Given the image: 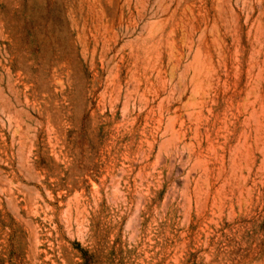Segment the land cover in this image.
Here are the masks:
<instances>
[{
  "label": "rangeland",
  "instance_id": "1",
  "mask_svg": "<svg viewBox=\"0 0 264 264\" xmlns=\"http://www.w3.org/2000/svg\"><path fill=\"white\" fill-rule=\"evenodd\" d=\"M263 108L264 0H0V264H264Z\"/></svg>",
  "mask_w": 264,
  "mask_h": 264
},
{
  "label": "bare ground",
  "instance_id": "2",
  "mask_svg": "<svg viewBox=\"0 0 264 264\" xmlns=\"http://www.w3.org/2000/svg\"><path fill=\"white\" fill-rule=\"evenodd\" d=\"M254 80H255V79H253V81H254ZM198 81H200V80L198 79ZM192 83H193V82H192ZM201 83H202V82H201ZM247 83H248V82H247ZM254 83H256V82H254ZM191 85H192V84H191ZM191 85H190V86H191ZM194 85H195V83H194ZM253 85H254V84H253ZM253 85L251 84V86H253ZM255 85H256V84H255ZM187 87H188V86H187ZM182 88H184V87H182ZM189 88H190V87H189ZM255 88H256V87H255ZM250 89H252V88H250ZM250 89H249V90H250ZM256 89H257V88H256ZM164 90H165V89H164ZM164 90H163V91H164ZM190 90H191V89H190ZM201 90H202V89H201ZM203 90H204V89H203ZM247 90H248V89H247ZM252 90H253V89H252ZM181 91H182V90H181ZM191 91H192V90H191ZM198 91H199V90H198ZM206 91H207V90H206ZM184 92H185V91H184ZM189 92H190V91L188 90V93H189ZM200 92H201V91H200ZM200 92H199V94H200ZM246 92H247V91H246ZM161 93H162V92H161ZM250 93H251V91H250ZM255 93H256V92H255ZM258 93H260V92H258ZM258 93H257V94H258ZM178 94H179V93H178ZM205 94H206V93H205ZM205 94H204V95H205ZM159 95H160V94H159ZM246 95H248V93H246ZM255 95H256V94H255ZM170 96H171V94H170ZM199 96H200V95H199ZM159 97H160V96H159ZM176 97H177V96H176ZM202 97H204V96H203V95L200 96V101H199V102L202 103V106H203L204 101L202 102ZM207 97H208V96H207ZM259 98H260V97H259ZM259 98H258V100H259ZM188 99H189V98H188ZM206 99H207V98H206ZM253 99H254V98H253ZM164 100H165V99H164ZM170 100H171V99H170ZM179 100H181V99H179ZM255 100H256V99H255ZM165 101H166V100H165ZM195 101H196V99H195ZM242 101H243V100H242ZM246 101H247V99H246ZM167 102H168V101H167ZM188 102H191V101L189 100ZM253 102H254V100H253ZM253 102H252V103H253ZM195 103H196V102H195ZM236 103H237V102H236ZM249 103H251V101H249ZM252 103H251V104H252ZM167 104H168V103H167ZM167 104H165V106H166ZM173 104H174V103H173ZM186 104H187V102L185 103V106H186ZM262 104H263V103H262ZM181 105H183V104H181ZM193 105H195V104H193ZM193 105H192V106H193ZM198 105H199V103H198ZM162 106H164V105H162ZM162 106H161V107H162ZM168 106H169V105H168ZM192 106H189V107H191L190 110L192 109ZM257 106H258V105H257ZM261 106H262V105H261ZM157 107H158V105H157ZM159 107H160V105H159ZM166 107H167V106H166ZM174 107H175V106H174ZM179 107H180V106H179ZM183 107H184V105H183ZM193 107H194V106H193ZM252 107H253V104H252ZM162 108H163V107H162ZM186 108H187V107H186ZM242 108H243V107H242ZM164 109H165V108H164ZM174 109H175V108H174ZM174 109H173V110H174ZM178 109H179V108H178ZM198 109H201V108H198ZM198 109H197V111H199ZM161 110H162V109H161ZM167 110H168V109H167ZM175 110H176V109H175ZM194 110H196V109H194ZM261 110H262V109H261ZM263 110H264V108H263ZM180 111H181V110H180ZM208 111H209V110H208ZM252 111L255 113V108H254ZM252 111H250V112H252ZM159 112H160V111H159ZM174 112H175V111H174ZM183 112H184V111H183ZM186 112L188 113V111H185L184 113H186ZM192 112H193V110H192ZM192 112L190 111V113H192ZM260 112L262 113L263 111H260ZM260 112H259V113H260ZM160 113H161V112H160ZM176 113H177V112H176ZM199 113H200V112H199ZM254 113H253L252 115H254ZM158 114H159V113H158ZM165 114H166V113H165ZM174 114H175V113H174ZM177 114H178V113H177ZM195 114H196V113H195ZM159 115H160V114H159ZM168 115H169V113H168ZM171 115H172V114H171ZM256 115H257V114H256ZM166 116H167V115H166ZM172 116H174V115H172ZM182 116H183V115H182ZM188 116H189V115H188ZM188 116H187V114H186V117H188ZM206 116H207V115H206ZM250 116H251V114H250ZM254 116H255V115H254ZM254 116H253V117H254ZM260 116H261V114H260ZM176 117H177V116H176ZM189 117H190V116H189ZM248 117H249V116H248ZM160 118H161V117H160ZM168 118H170V119H169L170 121L172 120L171 117H168ZM181 118H182V117H181ZM190 118H191V117H190ZM242 118H243V117H242ZM246 118H247V117H246ZM254 118H255V117H254ZM256 118H257V117H256ZM173 119H174V118H173ZM194 119H196V118H194ZM247 119H248V118H247ZM261 119L263 120V118H261ZM158 120H159V119H158ZM158 120H157V121H158ZM167 120H168V119H167ZM169 120H168V122H169ZM182 120H183V119H182ZM189 120H190V119H189ZM255 120H256V119H255ZM173 121H175V120H173ZM193 121H195V120H193ZM196 121H197V120H196ZM198 121H199V120H198ZM247 121H248V120H247ZM256 121H257V120H256ZM259 121H260V119H259ZM158 123H159V122H158ZM160 123H161V122H160ZM165 123H166V121H165ZM165 123H164V124H165ZM178 123L180 124V122H178ZM183 123H184V122H183ZM241 123H242V122H241ZM243 123H244V122H243ZM246 123H247V122H246ZM252 123H253V122H252ZM166 124H167V123H166ZM166 124H165V127L168 126V125H166ZM174 124H175V123H174ZM181 124H182V123H181ZM181 124H180V125H181ZM185 124H186V123H185ZM188 124H189V123H188ZM257 124H260V123H257ZM257 124H256V125H257ZM197 125H198V124H197ZM174 126H175V125H174ZM176 126H178V125H176ZM249 126H250V125H249ZM171 127H172V125H171ZM184 127H185V126H184ZM252 127H253V126H252ZM261 127L263 128L264 126H261ZM156 128H157V127H156ZM168 128H169V126H168ZM177 128H179V127H177ZM182 128H183V127H182ZM259 128H260V126H259ZM157 129H158V128H157ZM163 129H165V128H163ZM170 129L173 130L174 127H173V128H170ZM253 129H254V128H253ZM165 130H166V129H165ZM167 130H168V129H167ZM248 130H249V129H248ZM155 131H156V130H155ZM157 131H158V130H157ZM176 131H177V130H176ZM180 131H181V130H180ZM180 131H179V133H180ZM185 131H186V130H185ZM244 131H245V130H244ZM249 131H250V130H249ZM255 131H257V130H255ZM255 131H254V132H255ZM260 131H263V130H260ZM169 132H170V130H169ZM257 132H258V131H257ZM159 133H160V135H161V134H162V135L165 134V133L163 134V133H161V132H159ZM174 133H175V131L173 130V134H174ZM167 134H168V133H167ZM169 134H170V133H169ZM182 134H184V133H182ZM187 134H188V133H187ZM195 134H196V133H195ZM195 134H193V135H195ZM255 134H256V133H255ZM152 135H153V134H152ZM171 135H172V134H171ZM240 135H241V134H240ZM256 135H257V134H256ZM256 135H253V136H256ZM168 136H169V135H168ZM189 136H190V135H189ZM210 136H211V135H210ZM243 136H244V133H243ZM258 136H259V135H257V137H258ZM263 136H264V135H263ZM165 137H167V136H165ZM165 137H164V138H165ZM171 137H172V136H171ZM176 137H177V136H176ZM197 137H198V136H197ZM244 137H247V136H244ZM244 137H243V139H244ZM259 137H260V136H259ZM151 138H152V137H151ZM154 138H155V137H154ZM156 138H157V137H156ZM173 138H175V134H174ZM201 138H202V137H201ZM201 138H200V139H201ZM147 139H148V138H147ZM166 139H167V138H166ZM168 139H170V137H169ZM176 139H177V138H176ZM178 139H179V137H178ZM181 139H182V138H181ZM239 139H240V138H239ZM254 139H256V137H255ZM258 139H259V138H258ZM258 139H257V140H258ZM151 140H152V139H151ZM153 140H154V139H153ZM257 140H255V146H257V145H256ZM260 140H261V139H260ZM260 140H259V141H260ZM262 140H264V138H263ZM185 141H186V140H185ZM209 141H210V140H209ZM253 141H254V140H253ZM259 141H258V142H259ZM179 142H180V141H179ZM189 142L192 144L191 141H189ZM232 142H233V141H232ZM236 142L238 143V140H237ZM241 142H243V141H241ZM250 142H251V141H250ZM263 142H264V141H263ZM263 142H261V143L263 144ZM148 143H149V142H148ZM172 143H173V142H172ZM182 143H184V141H183ZM210 143H211V142H210ZM237 143H236V144H237ZM243 143H244V142H243ZM243 143H242V144H243ZM162 144H163V146H165V143L162 142ZM166 144H167V143H166ZM169 144H170V141H169V143H168V148H169ZM177 144H178V143H177ZM177 144H176V145H177ZM201 144H202V143H201ZM156 145H157V143H156ZM160 145H161V144H160ZM170 145H171V144H170ZM184 145H185V144H184ZM189 145H190V144H189ZM247 145H249V144L247 143ZM148 146L151 147V144L148 145ZM233 146L235 147V145H233ZM239 146H240V145H239ZM250 146H251V145H250ZM154 147H155V146H154ZM161 147H162V146H161ZM161 147H157V150H156V151H157V152H158V151L160 152V149H159V148H161ZM166 147H167V146H166ZM188 147H189V146H188ZM201 147H202V146H201ZM209 147H210V146H209ZM219 147H220V146H219ZM236 147H238V146H236ZM260 147H261V146H260ZM163 148H164V147H162L161 149H163ZM180 148H181V147H180ZM180 148H178V149H180ZM190 148H191V146L189 147V149H190ZM229 148H230V147H229ZM246 148H247V146H246ZM147 149H148V148H147ZM164 149H166V148H164ZM164 149H163V150H164ZM172 149H173V148H172ZM232 149H233V147H232ZM237 149H238V148H237ZM237 149H233V150H235V152H236ZM262 149H263V148H262ZM152 150H153V149H152ZM166 150H167V149H166ZM187 150H188V149H187ZM191 150H192V149H191ZM191 150H190V151H191ZM209 150H210V148H209ZM239 150H241V149L239 148ZM250 150H251V149H250ZM250 150H247V151H250ZM263 150H264V149H263ZM263 150H262V151H263ZM141 151H142V150H141ZM156 151H155V154H156V155H155V159H156V156H159V155L156 153ZM170 151H171V150H170ZM170 151H169V152H170ZM177 151H178V150H177ZM190 151H187V152H190ZM193 151H194V149H193ZM193 151H192V152H193ZM212 151H213V150H212ZM262 151H261V152H262ZM142 152H143V151H142ZM167 152H168V151H167ZM179 152H180V150H179ZM198 152H199V151H198ZM210 152H211V151H210ZM231 152H232V151H231ZM251 152H252V150H251ZM263 152H264V151H263ZM138 153H139V152H138ZM140 153H141V152H140ZM172 153H173V152H172ZM181 153H182V150H181ZM227 153H228V152H227ZM233 153H234V152H233ZM233 153H232V154H233ZM239 153H240V152L238 151V154H239ZM247 153H248V152H247ZM247 153L245 152L246 155H247ZM252 153H253V152H252ZM259 153H260V152H259ZM143 154H144V153H143ZM149 154H150V153H149ZM151 154H152V153H151ZM160 154H161V153H160ZM183 154H184V152H183ZM186 154H188V153H186ZM135 155H136V154H135ZM165 155H166V154H165ZM165 155H164V156H165ZM167 155H168V154H167ZM170 155H172V154H170ZM190 155H191V154H190ZM235 155H236V153L233 154V156H231V157H234ZM204 156H205V155H204ZM228 156H230V154H228ZM248 156L251 157V156L249 155V153H248ZM248 156H247V158H249ZM262 156H263V155H262ZM165 157H166V156H165ZM177 157H178V156H177ZM183 157H184V156H183ZM186 157H187V155H186ZM191 157H192V156H191ZM205 157H206V156H205ZM205 157H203V158H205ZM236 157H237V156H236ZM147 158H148V157H146V159H147ZM157 158H158V157H157ZM161 158H162V157H161ZM167 158H168V157H167ZM167 158H166V159H167ZM181 158H182V157H180V159H181ZM203 158H202V159H203ZM228 158H229V157H228ZM242 158H243V157H242ZM261 158H262V157H261ZM149 159H150V158H149ZM152 159H153V157H152ZM178 159H179V158H178ZM196 159H197V158H196ZM198 159H199V158H198ZM200 159H201V157H200ZM200 159H199V161H201ZM233 159H234V158H233ZM237 159H239V157H237ZM240 159H241V158H240ZM262 159H263V158H262ZM262 159H260V160H262ZM170 160H171V159H170ZM174 160H175V159H174ZM223 160H224V159H223ZM223 160H222V161H223ZM229 160H230V159H229ZM251 160H252V157H251ZM251 160H250V163H251ZM148 161H149V160H148ZM156 161H157V160H156ZM156 161H154L155 163L153 162V163H150V164H153V165H154V164H156L159 160H158L157 162H156ZM177 161H178V160H177ZM179 161H180V160H179ZM181 161H182V160H181ZM186 161H187V160H186ZM190 161H191V160H190ZM195 161H196V160H195ZM195 161H194V162H195ZM197 161H198V160H197ZM199 161H198V162H199ZM208 161H209V160H208ZM231 161H232V160H231ZM243 161H244V159H243ZM245 161H247V160L245 159ZM146 162H147V161H146ZM191 162H192V161H191ZM204 162H205V161H204ZM234 162H235V161L233 160V164H232V165H235V166H236V164H234ZM240 162H241V160H240ZM240 162H239V163H240ZM261 162H263V161H261ZM201 163H203V162H201ZM223 163H224V161H223ZM235 163H236V162H235ZM244 163H245V162H244ZM146 164H147V163H146ZM166 164L168 165L167 162H166ZM170 164H171V165H170L169 167L172 168L173 164H172L171 162H170ZM230 164H231V163H230ZM143 165H144V163H143ZM153 165H152V166H153ZM157 165H159V163H157ZM161 165H162V164H161ZM190 165H191L190 168L192 167L191 170H192V172H193L194 169H193L192 163H191ZM205 165H206V164H205ZM232 165H231V166H232ZM240 165H242V164H240ZM244 165H245V164H244ZM244 165H243V166H244ZM250 165H251V164H250ZM260 165L263 166V163L260 164ZM152 166H150V167H152ZM181 166H182V165H181ZM185 166H186V165H185ZM199 166H200V165H199ZM199 166H198V167H199ZM206 166H207V165H206ZM206 166H204L205 168H204V167H202V168H203V169H207ZM246 166L248 167V162H247V165H245V167H246ZM150 167H149V168H150ZM153 167H154V166H153ZM155 167H156V166H155ZM165 167H166V166H165ZM165 167H164V168H165ZM207 167H208V166H207ZM142 168H143V166H142ZM145 168H146V167H145ZM199 168H200V167H199ZM221 168H222V167H221ZM238 168H239V167H238ZM121 169H122V168H121ZM140 169H141V168H140ZM147 169H148V168H147ZM173 169H174V168H173ZM230 169H231V167H230ZM257 169H259V168H257ZM161 170H162V169H161ZM189 170H190V169H189ZM197 170H198V169H197ZM223 170H225L224 167H223ZM228 170H229V169H228ZM232 170L234 171V169H232ZM259 170H260V169H259ZM262 170H263V167H262ZM122 171H123V170H122ZM153 171H155V170H153ZM166 171H167V170H166ZM202 171L204 172V170H202ZM226 171H227V170H226ZM233 171H232V172H233ZM243 171H244V170H243ZM246 171H247V170H246ZM249 171H250V170H249ZM254 171H255V170H254ZM146 172H147V171H146ZM149 172H151V170H150ZM149 172H147V173L149 174ZM168 172H169V171H168ZM218 172H219V170H218ZM147 173H146V174H147ZM159 173H160V172H159ZM161 173H162V172H161ZM193 173H194V172H193ZM196 173H197V172H196ZM201 173H202V172H201ZM244 173H245V172H244ZM246 173H247V172H246ZM257 173H258V172H257ZM259 173H260V172H259ZM263 173H264V172H263ZM135 174H136V173H135ZM137 174H138V173H137ZM155 174H156V172H155ZM168 174H169V173H168ZM204 174H205V173H204ZM218 174H219V173H218ZM229 174H230V173H229ZM232 174H233V173H232ZM149 175H150V174H149ZM158 175H160V174H158ZM163 175H164V174H163ZM166 175H167V174H166ZM166 175H165V176H166ZM169 175H170V174H169ZM197 175L199 176V174H197ZM202 175H203V173H202ZM225 175H226V172H225ZM225 175H224V176H225ZM236 175H237V174H236ZM253 175H254V174H253ZM255 175H256V174H255ZM255 175H254V177H255ZM189 176H190V175H189ZM198 176H197V178H198ZM220 176H221V175H220ZM241 176H242V175H241ZM247 176H248V175H247ZM260 176H261V175H260ZM191 177H192V176H191ZM205 177H206V176H205ZM227 177H228V175H227ZM156 178H157V176H156ZM166 178H167V177H166ZM195 178H196V177H195ZM200 178H201V177H200ZM202 178H203V177H202ZM202 178H201V179H202ZM217 178H218V177H217ZM231 178L233 179V175L231 176ZM231 178H230V180H232ZM238 178H239V175H238ZM241 178H242V177H241ZM241 178H240V179H241ZM142 179H143V178H142ZM198 179H199V178H198ZM205 179H207V178H205ZM222 179H223V178H222ZM242 179H243V178H242ZM139 180H140V179H139ZM158 180H159V179H158ZM194 180H195V179H194ZM194 180H193V181H194ZM233 180H234V179H233ZM116 181H117V180H116ZM143 181H144V180H143ZM146 181H147V180H146ZM160 181H161V180H160ZM202 181H203V179H202ZM206 181H207V180H206ZM221 181L223 182V180H221ZM225 181H226V179H225ZM148 182L151 183L150 181H148ZM191 182H192V181H191ZM199 182H200V181H199ZM199 182H198V183H199ZM228 182H229V180H228L226 183H228ZM230 182H231V181H230ZM230 182H229V183H230ZM232 182H233V181H232ZM236 182H237V181H236ZM236 182H235V183H236ZM156 183H157V181H156ZM159 183H160V182H159ZM171 183H172V182H171ZM173 183H174V182H173ZM183 183H184V182H183ZM185 183H186V182H185ZM185 183H184V185H185ZM206 183H207V182H206ZM139 184H140V183H139ZM162 184H163V183H162ZM162 184H161V185H162ZM193 184H194V183H193ZM223 184H224V183H223ZM117 185H118V183H117ZM145 185H146V184H145ZM149 185H150V184H149ZM158 185H159V184H158ZM166 185H167V184H166ZM172 185H173V184H172ZM191 185H192V184H191ZM201 185H202V182H201ZM209 185L211 186V184H209ZM228 185H231V184H228ZM232 185L234 186V183H233ZM236 185H237V183H236ZM238 185H240V184H238ZM241 185H242V183H241ZM111 186H113V185H111ZM159 186H160V185H159ZM193 186H194V185H192V187H193ZM198 186H199V185H198ZM207 186H208V185H207ZM218 186H219V185H218ZM139 187H140V186H139ZM145 187H147V186H145ZM153 187H154V186H153ZM153 187H150V188H153ZM168 187H169V186H168ZM185 187H186V186H185ZM216 187H217V186H216ZM235 187H236V186H235ZM242 187H243V186H242ZM248 187H249V186L247 185V186H246V189H247ZM111 188H113V187H111ZM172 188H174V186H173ZM202 188H203V187H201V189H202ZM206 188H207V187H206ZM211 188H212V186H211ZM211 188H210V189H211ZM217 188H218V187H217ZM217 188H216V189H217ZM220 188H221V187H220ZM220 188H219V189H220ZM244 188H245V187H244ZM159 189H160V188H159ZM174 189H175V188H174ZM194 189H197V186H196V188H194ZM231 189H232V188H231ZM231 189H229V190L231 191ZM239 189H240V188H239ZM160 190H161V189H160ZM175 190H176V189H175ZM206 190H207V189H206ZM220 190H221V189H220ZM229 190H228V192H229ZM240 190H241V189H240ZM244 190H245V189H244ZM163 191H164V189H163ZM172 191H174V190H172ZM191 191H192L193 193H195V195H197V193L199 192V189H198L197 193L194 192L193 190H191ZM215 191H216V190H215ZM217 191H218V190H217ZM232 191H233V190H232ZM238 191H239V190H238ZM242 191H243V190H242ZM120 192H121V191H120ZM120 192H119V193H120ZM151 192H152V191H151ZM201 192H202V191H201ZM245 192L247 193V190H246ZM158 193H159V192H158ZM165 193H166V192H165ZM167 193H168V192H167ZM171 193H172V192H171ZM182 193H183V192H182ZM209 193H210V192H209ZM211 193H212V191H211ZM216 193H217V192H216ZM219 193H220V192H219ZM219 193H217V194L219 195ZM231 193H233V192H231ZM243 193H244V191H243ZM121 194H122V193H121ZM206 194H207V193H206ZM212 194H213V193H212ZM220 194H221V193H220ZM235 194H236V193H235ZM237 194H238V193H237ZM237 194H236V195H237ZM140 195H141V194H140ZM168 195H169V194H167L166 197H167ZM182 195H183V194H182ZM182 195H181V196H182ZM193 195H194V194H193ZM198 195H199V193H198ZM227 195H228V194H227ZM229 195H230V193H229ZM229 195H228V197H229ZM243 195H244V194H243ZM157 196H158V194H157ZM202 196H203V195H202ZM207 196H209V195H207ZM213 196H214V194H213ZM239 196H241V195H240V192H239V195H238L237 197H239ZM123 197H124V196H123ZM154 197H155V196H154ZM193 197H194V196H193ZM204 197H206V196H204ZM211 197H212V196H211ZM231 197H232V196H231ZM139 198H140V197H139ZM162 198H163V197H162ZM164 198H165V197H164ZM185 198H186V197H185ZM189 198H190V197H188L187 203L190 201ZM191 198H192V197H191ZM194 198H195V197H194ZM218 198H219V197H218ZM220 198H222V197H220ZM242 198H243V197H242ZM242 198H241V199H242ZM159 199H160V198H159ZM171 199H172V197H171ZM196 199H197V198H196ZM202 199H203V198H202ZM202 199H201V200H202ZM215 199H216V198H215ZM231 199H232V198H231ZM237 199H238V198H237ZM111 200H112V199H111ZM163 200H165V199H163ZM163 200H162V201H163ZM167 200H168V199H167ZM174 200H175V199H174ZM181 200H182V199H181ZM191 200H192V199H191ZM203 200H204V199H203ZM203 200H202V201H203ZM213 200H214V199H213ZM221 200H222V199H221ZM234 200H235V199H234ZM239 200H240V199H239ZM239 200H238V201H239ZM139 201H141V199H140ZM139 201H138V202H139ZM185 201H186V200H185ZM194 201H195V199H194ZM196 201H197V200H196ZM199 201H200V200H199ZM218 201H219V200H218ZM232 201H233V200H232ZM142 202H143V201H142ZM144 202H145V201H144ZM155 202H156V201H155ZM169 202H170V201H169ZM182 202H183V201H182ZM182 202H181V203H182ZM200 202H201V201H200ZM213 202H214V201H213ZM219 202H220V201H219ZM113 203H114V201H113ZM122 203H123V202H122ZM158 203H159V202H158ZM161 203H164V202H161ZM181 203H180V204H181ZM195 203H196V202H195ZM201 203H202V202H201ZM201 203H200V204H201ZM203 203L206 204V201L203 202ZM203 203H202V205H204ZM139 204H143V203H139ZM156 204H157V203H156ZM180 204H179V205H180ZM218 204H219V203H218ZM218 204H217V205H218ZM220 204H221V203H220ZM220 204H219V205H220ZM137 205H138V203H137ZM194 205H195V204H194ZM202 205H201V206H202ZM134 206H135V205H134ZM161 206H162V204H161ZM164 206H165V205H164ZM183 206H184V205H183ZM185 206H186V205H185ZM199 207H200V206H199ZM199 207H198V208H199ZM160 208H161V207H160ZM165 208H166V206H165ZM165 208H164V209H165ZM162 209H163V208H162ZM184 209H185V208H184ZM163 212H164V211H163ZM210 212H211V211H210ZM183 215H184V213H183ZM176 217H177V216H176ZM183 218H184V217H183ZM134 220H135V219H134ZM183 220H184V219H183ZM208 221H209V219H208ZM209 222H210V221H209ZM150 234H151V233H150Z\"/></svg>",
  "mask_w": 264,
  "mask_h": 264
}]
</instances>
